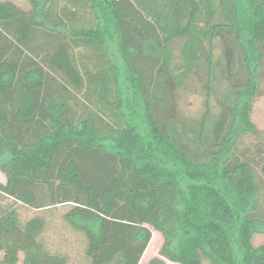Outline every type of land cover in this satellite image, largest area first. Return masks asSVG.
<instances>
[{
  "label": "trees",
  "instance_id": "16d2710c",
  "mask_svg": "<svg viewBox=\"0 0 264 264\" xmlns=\"http://www.w3.org/2000/svg\"><path fill=\"white\" fill-rule=\"evenodd\" d=\"M263 83L264 0H0V264H264Z\"/></svg>",
  "mask_w": 264,
  "mask_h": 264
},
{
  "label": "rangeland",
  "instance_id": "374dc122",
  "mask_svg": "<svg viewBox=\"0 0 264 264\" xmlns=\"http://www.w3.org/2000/svg\"><path fill=\"white\" fill-rule=\"evenodd\" d=\"M203 101L204 99L200 92L191 89L181 96L179 109L185 116L197 119L204 113L205 107ZM250 120L258 131L264 132V83L261 86L260 93L252 103ZM0 182H5V177L1 172ZM65 210L66 208L59 207L52 212L41 214L48 223L44 236L45 240L47 241L49 249L53 251L58 249L68 256V264H88L83 256L85 248L83 237L71 231L61 219V215ZM19 213L22 221L39 214L38 212L25 208H21ZM162 243V236L156 232H152V240L139 264H148L151 259L157 257ZM252 243L254 246L264 243V236L255 235ZM1 257L2 255L0 253V259ZM166 263L171 264L169 262ZM18 264H25L22 254H19ZM203 264L208 263L203 262Z\"/></svg>",
  "mask_w": 264,
  "mask_h": 264
},
{
  "label": "crops",
  "instance_id": "0c3cea01",
  "mask_svg": "<svg viewBox=\"0 0 264 264\" xmlns=\"http://www.w3.org/2000/svg\"><path fill=\"white\" fill-rule=\"evenodd\" d=\"M5 181H6V179H5ZM0 183L4 184L5 182H0Z\"/></svg>",
  "mask_w": 264,
  "mask_h": 264
}]
</instances>
